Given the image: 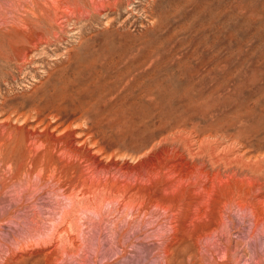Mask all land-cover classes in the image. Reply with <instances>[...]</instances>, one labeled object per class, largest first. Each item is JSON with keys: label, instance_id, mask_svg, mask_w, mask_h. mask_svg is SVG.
I'll return each instance as SVG.
<instances>
[{"label": "rangeland", "instance_id": "rangeland-1", "mask_svg": "<svg viewBox=\"0 0 264 264\" xmlns=\"http://www.w3.org/2000/svg\"><path fill=\"white\" fill-rule=\"evenodd\" d=\"M0 264H264V0H0Z\"/></svg>", "mask_w": 264, "mask_h": 264}]
</instances>
